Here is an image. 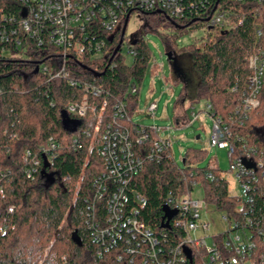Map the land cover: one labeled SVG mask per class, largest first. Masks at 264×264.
Here are the masks:
<instances>
[{"label": "trees", "instance_id": "trees-1", "mask_svg": "<svg viewBox=\"0 0 264 264\" xmlns=\"http://www.w3.org/2000/svg\"><path fill=\"white\" fill-rule=\"evenodd\" d=\"M219 3L231 13L232 22L242 23L224 30L214 29L203 46L195 43L179 49L177 42L181 35L199 25L173 19L167 13L142 14L144 30L156 34L161 30L172 31L165 39L167 52L177 62L184 54L190 58L199 82L193 93L188 86L183 88L177 102L181 109L188 98L191 104L207 102L215 114L233 126L235 134L264 148V77L259 107L250 111L246 119L230 121L246 92L249 58L264 54V3L236 4L228 0H219ZM9 15L18 16V3L0 0V21ZM123 27L124 23L117 32L103 34L105 51L99 59L92 61L86 56L69 62L68 69L76 85H70L65 79L49 81L47 74L36 72L38 64L49 65L50 61L49 57L34 52V48L32 52L12 51L10 56H4L1 53L4 45L0 44V264H116L120 249L118 246L107 251L101 248L94 240L88 216L89 207L94 204L95 220L102 222L107 218V197L95 200V182L106 172V165L97 150L100 133L97 138L92 136L103 113V100L90 99L93 110L82 119L68 115L70 122L79 123L76 131L65 127L62 112H66L69 104L81 102L83 86L92 84L109 95L104 112L106 119L114 105L125 103L129 120L123 123L133 132L142 126L133 117L152 53L144 35H136L133 40L126 34L122 37ZM122 39L121 50L115 55ZM125 44L134 52L130 63L122 52ZM135 87L137 93H132ZM235 87L237 92H232ZM187 117L188 114L177 115L176 123ZM146 148L140 150L143 156ZM44 150L48 155H44ZM28 151L31 156L25 163ZM205 158V151L190 149L183 166L170 158L159 163L147 161L130 184V203L136 205L135 195L143 197L145 204L139 219L156 232H162L168 196L180 198L199 187L207 204L215 210L231 216L247 211L250 229L258 243L256 262L264 264V180L258 179L255 183L251 201L232 196L228 181L218 167L211 166V160L206 167L199 166ZM35 160L41 165L29 178L27 169ZM50 177L54 179L53 184ZM75 231L82 246L72 240Z\"/></svg>", "mask_w": 264, "mask_h": 264}, {"label": "built area", "instance_id": "built-area-1", "mask_svg": "<svg viewBox=\"0 0 264 264\" xmlns=\"http://www.w3.org/2000/svg\"><path fill=\"white\" fill-rule=\"evenodd\" d=\"M236 4H260L264 0H228ZM18 16H4L0 21L1 53L40 52V56L49 57V65L38 64V71L52 79H65L70 85H76L68 69L69 62L86 56L92 61L102 57L105 51L104 33L117 32L134 13H167L171 18L189 22L190 25H202L213 32L238 24L231 21V13L219 0H16ZM129 23V22H128ZM262 35V31L259 32ZM38 55V54H37ZM131 57L133 51H129ZM264 54L249 58V72L246 76V92L240 105L235 107L230 121L247 118L248 113L260 105L259 96L263 87ZM237 87L231 89L237 92ZM84 98L81 102L71 103L66 109L73 119H82L92 111L91 100L102 99L103 112L97 122L93 138L100 133L97 147L99 156L106 165V172L95 182V200L107 197L105 221H97L96 208L89 207V227L93 230L94 240L106 251L118 246L119 255L116 264H257L258 243L250 229L251 220L247 211L237 215L224 213L225 230L213 236L209 234L210 223L205 221L208 208L212 207L202 197L192 194L180 198L168 196L165 207L177 211L170 221V227L156 232L152 226L139 219L145 199L134 196L136 205L129 201V187L135 176L140 174L147 161L165 158L174 159L172 142L161 138L163 131L158 126H141L136 132L123 122L127 117L125 103L114 105L109 119L104 114L108 107L109 95L103 89L92 84L83 86ZM137 93V88L131 90ZM199 113L195 110L187 119L181 120L186 126L206 114L213 121V130L209 138L212 147L226 149L230 157L229 173L234 177L243 197L251 201V192L258 182L264 180V148L248 143L234 132L221 116L215 114L211 104L200 102ZM193 108V106H192ZM157 103H150L147 115L154 118ZM108 120V121H107ZM180 122V123H181ZM102 128V132L101 131ZM85 134L90 136L89 131ZM136 135V137H135ZM155 136V139H152ZM147 153L140 150L146 147ZM52 151L56 145H51ZM44 155L48 151L44 150ZM31 156L27 152L24 162ZM47 159V158H46ZM247 163L254 165L250 168ZM41 163L35 160L27 169V176L37 173ZM216 168V167H214ZM211 177V176H210ZM196 189V188H195ZM213 208V207H212ZM214 209V208H213ZM14 211L10 209V213ZM205 212V215L203 214ZM163 225V222H162ZM173 231L170 235L169 232ZM261 233V232H260ZM208 239L211 244L207 243ZM99 256L102 252L99 251Z\"/></svg>", "mask_w": 264, "mask_h": 264}, {"label": "rangeland", "instance_id": "rangeland-1", "mask_svg": "<svg viewBox=\"0 0 264 264\" xmlns=\"http://www.w3.org/2000/svg\"><path fill=\"white\" fill-rule=\"evenodd\" d=\"M199 25V24H198ZM172 31L161 30L159 34L146 32L142 14L134 13L128 23L126 37L133 40L136 35H144V39L152 53V62L147 71L144 82L139 88L138 109L133 117L134 122L150 127L158 126L163 129L161 138H169L172 142V155L179 166H183V159L191 149L195 151H205L206 158L199 164L206 167L211 160L212 167H218L223 178L228 181L229 193L232 196H241L242 191L238 187L236 180L229 173L230 157L226 149L212 147L209 138L213 130V121L210 116L201 114L197 120L186 126L183 122L176 123V116L184 114L191 115L193 110L199 113L201 104H191V98L186 100L184 108L177 105L182 95L183 88L188 86L190 93L196 91L198 86V76L192 70V63L187 54H184L176 61H169L167 57L166 35ZM213 32L199 25L197 29L186 30L178 39V48L184 49L197 43L199 46L207 40V36ZM123 54L127 57L128 63L132 61L129 55L127 44L123 46ZM153 70V74H152ZM157 103L158 109L155 117L147 115V107L150 103ZM193 106V108H192ZM199 137V139H197ZM202 191L196 187L194 197H202ZM205 215V212L203 213ZM224 213L208 208L205 221L210 223L209 234L211 236L225 230L226 224L223 221ZM212 239H208L210 245Z\"/></svg>", "mask_w": 264, "mask_h": 264}, {"label": "water", "instance_id": "water-1", "mask_svg": "<svg viewBox=\"0 0 264 264\" xmlns=\"http://www.w3.org/2000/svg\"><path fill=\"white\" fill-rule=\"evenodd\" d=\"M128 22H129V17H127V19L125 21V24H124V27H123V30H122V37H124L125 34H126V30H127V27H128ZM122 43H123V39L121 40L120 45L117 47V49H116V51L114 53L115 55L121 50ZM167 57H168L169 61H176V63H177L176 58L173 57V54L171 52H167ZM36 72H38V68L36 69ZM62 118H63V122L65 124V127L73 129L72 131H76L77 130V127H78L79 123L70 122L67 112H65V111L62 112ZM197 139H199V137ZM183 162H184V160H183ZM247 165L250 168H254V165H251L249 163H247ZM50 178H52L51 183L53 184L54 183V179H53V177H50ZM163 211H164V218H163L162 228L168 229L170 227L169 223L177 215V211L171 210L168 207H164ZM72 240L78 246H82V242H81V239H80L77 231H75L73 233Z\"/></svg>", "mask_w": 264, "mask_h": 264}]
</instances>
